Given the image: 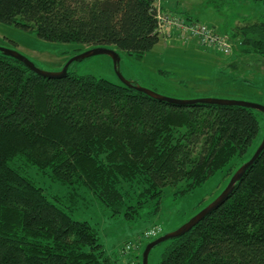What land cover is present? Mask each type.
Listing matches in <instances>:
<instances>
[{
  "label": "trees",
  "instance_id": "16d2710c",
  "mask_svg": "<svg viewBox=\"0 0 264 264\" xmlns=\"http://www.w3.org/2000/svg\"><path fill=\"white\" fill-rule=\"evenodd\" d=\"M162 15L177 21L168 34L160 31ZM0 23L138 60L174 39L239 54L252 67L264 62V18L220 32L165 11L160 0H0ZM198 25L224 38L229 52L188 33L182 39ZM263 138L259 110L172 105L92 75L49 79L0 52V264H119L95 227L49 199L29 176L32 167L75 195L93 193L112 216L137 222L158 215L168 186L182 184L185 194L217 173L229 183ZM168 243L160 264H264V150L220 207ZM127 246L126 254L139 248Z\"/></svg>",
  "mask_w": 264,
  "mask_h": 264
},
{
  "label": "rangeland",
  "instance_id": "374dc122",
  "mask_svg": "<svg viewBox=\"0 0 264 264\" xmlns=\"http://www.w3.org/2000/svg\"><path fill=\"white\" fill-rule=\"evenodd\" d=\"M163 4L168 12L191 16L205 25L217 27L220 32H230L232 27H243L264 18V5L252 0H163ZM0 47L22 54L47 72L61 71L71 58L91 49L73 43L48 42L35 32L2 23ZM112 49L121 56L119 69L127 80L165 97L181 100L217 98L264 105V62L261 60H253L257 66L252 67L239 54L225 56L198 47L170 51L165 41L146 54L142 61ZM233 63H238L240 69H235ZM69 73L92 75L116 84L121 82L109 55L74 62ZM29 176L45 190L49 199L55 203L56 198L64 202L62 207L75 220L89 222L95 227L107 254L119 264H143V253L149 243L179 229L228 185V179L217 173L203 186L185 194L179 191L182 184L168 186L164 188L158 215L131 222L121 215L112 216L93 193L75 195L70 186L52 180L35 167L29 169ZM155 226L162 229L161 234L142 240L145 232ZM128 243L138 245V250L126 254L124 248ZM168 245L166 241L153 248L148 264H160Z\"/></svg>",
  "mask_w": 264,
  "mask_h": 264
},
{
  "label": "water",
  "instance_id": "95a60500",
  "mask_svg": "<svg viewBox=\"0 0 264 264\" xmlns=\"http://www.w3.org/2000/svg\"><path fill=\"white\" fill-rule=\"evenodd\" d=\"M0 52L3 53L5 56H9V57H12L20 61L27 68H29L32 72L42 77L49 78V79L65 77L69 73V68L74 62H81L87 58L97 56V55H109L113 59L117 75L120 81L124 85L130 88H134L137 91L142 92L159 101H164L172 105H178V106H188V105H193L197 103L219 105V106H241L245 108L259 110L260 112L264 113V105H260V104L250 103L246 101L217 99V98H200V99H186V100L174 99V98L165 97L163 95L158 94L157 92H154L152 90L135 85L133 82L127 80L122 75L119 69V65L121 62V56L119 52L115 49L108 48V47L91 48L88 51H85L79 55L74 56L66 63L63 69L59 72H47V71L41 70L32 61H30L25 56H23L22 54L16 51L0 47ZM263 150H264V138L260 146L256 150V152L254 153L253 157L236 171V173L233 175V177L231 178L226 188L213 202H211L208 206H206L203 210H201L198 214H196L193 218H191L187 223L182 225L176 231L167 233L157 238L156 240L152 241L146 246L144 253H143V264H148L149 255H150V252L153 250V248H155L161 243H164L171 239L178 238L184 235L185 233L189 232L194 226H196L201 220H203L209 213H211L212 211L220 207L229 198L230 194L233 192L235 188L236 183L239 182L243 178L246 171L256 162V160L259 158Z\"/></svg>",
  "mask_w": 264,
  "mask_h": 264
},
{
  "label": "built area",
  "instance_id": "2783aa9c",
  "mask_svg": "<svg viewBox=\"0 0 264 264\" xmlns=\"http://www.w3.org/2000/svg\"><path fill=\"white\" fill-rule=\"evenodd\" d=\"M161 22H160V31L163 33H170V30L173 25L177 23L176 19L173 17H170V15H162L159 17ZM180 26V25H179ZM187 33L190 34L192 37H196L201 44L208 45V46H218L222 45L223 50L226 52H229V46L225 43L224 38L218 37L214 31L207 26L204 25H198V26H192V27H187L186 31L183 32L182 34V39L187 40ZM161 232V228L155 227L151 231H148L145 233L146 238H154L159 235ZM127 250H131V246L126 247ZM131 248V249H130Z\"/></svg>",
  "mask_w": 264,
  "mask_h": 264
},
{
  "label": "crops",
  "instance_id": "0c3cea01",
  "mask_svg": "<svg viewBox=\"0 0 264 264\" xmlns=\"http://www.w3.org/2000/svg\"><path fill=\"white\" fill-rule=\"evenodd\" d=\"M160 5H161V7L164 8L165 11H167L166 10L167 7L164 6L163 0H160ZM216 29H217V27H216ZM165 42L167 44V49H171L170 51H177L178 49H186L188 47H193V48L197 47L193 42L181 43L180 41L174 40V39L173 40H165Z\"/></svg>",
  "mask_w": 264,
  "mask_h": 264
},
{
  "label": "bare ground",
  "instance_id": "6f19581e",
  "mask_svg": "<svg viewBox=\"0 0 264 264\" xmlns=\"http://www.w3.org/2000/svg\"><path fill=\"white\" fill-rule=\"evenodd\" d=\"M263 141V140H262ZM159 236V235H158Z\"/></svg>",
  "mask_w": 264,
  "mask_h": 264
}]
</instances>
